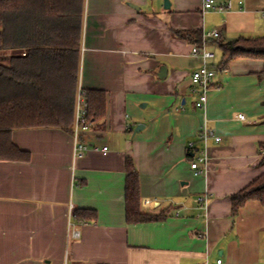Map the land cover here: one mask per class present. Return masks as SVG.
Returning <instances> with one entry per match:
<instances>
[{
	"label": "crops",
	"instance_id": "obj_1",
	"mask_svg": "<svg viewBox=\"0 0 264 264\" xmlns=\"http://www.w3.org/2000/svg\"><path fill=\"white\" fill-rule=\"evenodd\" d=\"M226 1L220 11L204 0H85L77 99L82 89L107 91L104 128L13 131L31 157L0 160V264H264V203L250 200L234 216L231 197L264 172V60L219 67L221 42L264 36V0ZM183 29L217 30L200 46L214 56L193 53L172 32ZM204 65L216 74L196 108L192 74ZM204 130L213 136L202 140ZM202 151L198 172L191 164ZM127 157L141 208H168L164 219L127 222ZM80 208L97 217L75 218Z\"/></svg>",
	"mask_w": 264,
	"mask_h": 264
},
{
	"label": "trees",
	"instance_id": "obj_2",
	"mask_svg": "<svg viewBox=\"0 0 264 264\" xmlns=\"http://www.w3.org/2000/svg\"><path fill=\"white\" fill-rule=\"evenodd\" d=\"M84 4L85 0H0V160H30V152L12 139L15 129L57 127L74 132ZM172 32L198 47L204 43L201 29ZM220 45V69L235 58L264 60V36H241ZM260 75L264 78V69ZM80 93L87 103L88 122L103 129L107 91L88 88ZM260 146L264 150V142ZM126 172L127 222L167 217L168 208L156 213L141 208L140 177L132 157H127ZM231 197L234 216L250 200L264 203V172ZM74 217L93 220L97 212L75 209Z\"/></svg>",
	"mask_w": 264,
	"mask_h": 264
},
{
	"label": "built area",
	"instance_id": "obj_3",
	"mask_svg": "<svg viewBox=\"0 0 264 264\" xmlns=\"http://www.w3.org/2000/svg\"><path fill=\"white\" fill-rule=\"evenodd\" d=\"M231 7V3L226 0H204L203 3V8L205 9H216V10H226ZM220 36V33L217 30H212L209 32H206L204 34V37L206 39H213V38H218ZM193 53H202V55L207 58V57H213L214 54L208 50H201L200 47L198 46H193L192 48ZM216 72L213 68L204 65L197 69L196 71L193 72L192 74V81L195 85L199 87V99L196 102V108H203L206 105L207 102V92L210 89L212 80L215 76ZM86 107L87 103L84 98V96L80 93L79 97L77 99V106H76V115H75V124H74V134L76 137L79 136L80 132L83 131L84 129H87L90 125V123L87 120L86 116ZM239 118H244L243 114H239ZM209 136H213V132L210 130H204L201 133V138L202 140H206ZM216 141L220 140L219 136L214 137ZM189 147L193 148L194 143H190ZM87 149V145L83 142H78L77 143V148H76V157L81 158L85 151ZM108 150L107 146H104L102 148V151L106 153ZM206 161L204 152H198V154L195 156L194 161L192 162L191 166L193 169L197 170L198 172H201L200 165L204 164ZM205 199L200 197L199 202H203ZM152 200L150 199H145L143 201L144 206H151L152 205ZM178 213V212H177ZM72 236L77 238L80 236V231L76 228H73L72 230ZM218 264L221 263V259H219ZM65 264V263H64Z\"/></svg>",
	"mask_w": 264,
	"mask_h": 264
},
{
	"label": "water",
	"instance_id": "obj_4",
	"mask_svg": "<svg viewBox=\"0 0 264 264\" xmlns=\"http://www.w3.org/2000/svg\"><path fill=\"white\" fill-rule=\"evenodd\" d=\"M165 7L166 8L170 7L169 0H165ZM166 75H167V68L165 66H162L161 67V71L159 73V77H164ZM141 127H142L141 125L137 126L136 129H135V131H139Z\"/></svg>",
	"mask_w": 264,
	"mask_h": 264
}]
</instances>
